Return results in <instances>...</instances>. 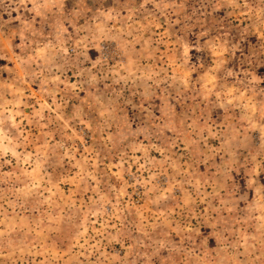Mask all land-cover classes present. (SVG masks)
Masks as SVG:
<instances>
[{
    "label": "rangeland",
    "instance_id": "374dc122",
    "mask_svg": "<svg viewBox=\"0 0 264 264\" xmlns=\"http://www.w3.org/2000/svg\"><path fill=\"white\" fill-rule=\"evenodd\" d=\"M0 264H264V0H0Z\"/></svg>",
    "mask_w": 264,
    "mask_h": 264
}]
</instances>
